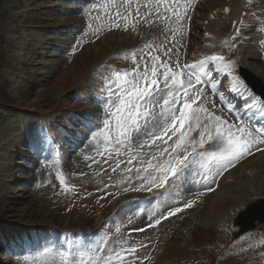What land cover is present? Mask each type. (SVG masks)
<instances>
[{
	"label": "rangeland",
	"instance_id": "374dc122",
	"mask_svg": "<svg viewBox=\"0 0 264 264\" xmlns=\"http://www.w3.org/2000/svg\"><path fill=\"white\" fill-rule=\"evenodd\" d=\"M114 1L4 0L8 12L4 28L5 59L9 65L2 70L0 84L10 105L1 107L7 110L0 109V264H57L63 253L61 241L70 248L68 264H76L78 251L98 245H103L105 250L114 249L122 256L123 250L134 249L125 258V264H141L137 260L142 257V251L146 253L147 247L154 243L152 220L189 203L195 208L180 220L176 217L168 223L159 240L158 249L165 241L174 248L167 264L175 260L177 251L183 253L182 264H204L205 255L210 252L204 247L209 239L214 243L213 250L220 252L215 264H264V225H257L253 232L236 242L231 241L228 231L237 232L233 227L234 209L264 198V145L260 150L253 147L250 154L209 178L207 183L203 176L193 177L185 170L164 194L147 201L144 185L149 182L140 178L147 174L142 169L156 175L148 167L149 162L154 165L172 158L168 155L161 159L160 147L153 149L162 137L158 133L144 136L139 142L133 139L128 142L131 147L125 144L117 153L115 145L106 142L103 135L105 121L115 122L111 116L118 103L115 93L127 89V81L136 82L134 74L143 73L146 63L150 76V56H158L171 69L183 73L180 63L188 59L200 38L199 18L217 5L218 0H205L195 9L191 8L192 0H186V5L184 0H176L182 1L185 21L190 10L196 11L187 38L176 37L170 29L166 32L165 21L169 19L152 15L148 20L151 33L145 39L132 40L126 33L128 27L122 30L117 27L115 35L106 38L108 47L98 42L71 60L69 54L76 52L80 38L90 35L95 40L120 17L119 8L110 11ZM247 4L248 19L256 25L258 39L243 44L242 63L255 77L254 83L264 88V0H247ZM91 9L96 12L89 15ZM161 25L164 27L160 29ZM133 27L141 34L145 32L141 23L140 27ZM62 47L65 52L60 50ZM130 47L135 48L131 55L113 58ZM105 60L126 72L114 75L95 67ZM228 65V68L233 66ZM236 76L237 73L233 78ZM180 79L186 80V76ZM139 83L143 85L144 81ZM159 87H164L162 76ZM201 107L224 121L256 128L226 114L216 96L206 94ZM155 111L159 114L160 109ZM65 113L70 117H63ZM72 115L76 117L72 119ZM191 123L195 129V123ZM65 126H70V131L63 129ZM28 130L34 131L35 139H25ZM199 131L191 133V140L199 141ZM40 140L45 142L44 149L40 148L43 147ZM191 145L185 142L189 153ZM204 148L216 150L209 144ZM74 149L75 159H68L69 150ZM183 155L184 149L179 156ZM48 159L53 161V167H49ZM130 159H135L132 167L128 163ZM114 168H118L117 172ZM55 169L61 171L59 176ZM223 174H228L222 185L225 195L217 201L215 178ZM110 185L113 192L110 199H106V193L95 194L96 186L108 189ZM131 189H136L135 194L140 193L137 199L134 194L130 197L133 200L123 198L113 205L117 192L124 196ZM73 201L81 208L90 207L91 214L84 211L85 216H81L74 210L70 212L69 202ZM96 211L100 214L91 224L90 215ZM103 232L110 234L104 238ZM192 236H198L196 242L200 247L191 245Z\"/></svg>",
	"mask_w": 264,
	"mask_h": 264
},
{
	"label": "snow or ice",
	"instance_id": "6c2138e0",
	"mask_svg": "<svg viewBox=\"0 0 264 264\" xmlns=\"http://www.w3.org/2000/svg\"><path fill=\"white\" fill-rule=\"evenodd\" d=\"M141 7L148 14H154L157 18L166 17L169 13H176V7L166 0H150L148 4L138 5L137 15H139ZM117 26L119 25L117 24ZM207 60L216 62L217 71L227 72L229 65L224 63L222 55H212ZM150 61V76L146 63L143 73L134 74L136 82L127 81L128 88L115 93L118 103L111 113L115 122L113 124L111 120H106L103 132L106 142L114 144L117 153L121 146L128 144L131 147L129 141L135 139L139 142L144 136L152 137L159 133L162 137L164 133L170 132L169 139L176 137V140L173 141L174 147L169 146L172 153L177 154L175 157L167 159L163 163L157 161L154 165L149 162L148 167L153 168L156 175L148 172L147 169H142L147 173L143 177H140V172H137L138 177L149 182L144 185L145 187L157 183L162 184L170 173L177 175L185 170L190 171L193 177L203 176L207 183L209 178L220 174L229 166L240 161L242 157L250 154L253 147L260 150V146L264 145V128L243 127L240 124L224 121L220 116L214 115L203 107L194 108L193 105L197 103L198 94H202L203 88H193L194 82L190 73H181L171 69L168 62L160 60L158 56H150ZM204 63L201 62L202 71ZM188 67L185 66V68ZM191 67H195V65ZM207 75L211 77L212 72L209 71ZM161 76L163 77V88L159 87ZM181 76H186V80L180 79ZM141 80L144 81L143 85L139 83ZM195 83L197 85L202 83L200 75L195 77ZM211 87L215 90L216 83L212 82ZM232 87L235 88L236 85L233 84ZM223 99L221 96V100ZM228 107L229 111L234 109L232 105H228ZM157 108L160 109L159 114L155 111ZM142 117L145 118L143 121ZM149 117L150 119H148ZM161 117L163 122H161ZM191 122L195 123V129ZM196 129L200 130L198 142L191 140V133ZM186 141L192 144L191 153L185 147ZM143 143H147V140H143ZM205 144H209V147H214L216 150H205ZM181 148L184 149L182 159L179 158ZM198 148L200 151H197ZM167 151L168 148H165L161 152V157ZM128 163H132L131 159ZM61 183H63L62 180ZM187 206L191 207V203ZM181 211L182 209L179 207L175 209L176 213ZM156 223L159 224L160 220L157 219ZM137 231H143V229H137ZM134 251V249L123 250L124 255L122 256L114 249L105 250L103 245H98L78 251L79 259L76 264H114V256L116 264H125V258ZM61 255L64 256L63 253Z\"/></svg>",
	"mask_w": 264,
	"mask_h": 264
},
{
	"label": "trees",
	"instance_id": "16d2710c",
	"mask_svg": "<svg viewBox=\"0 0 264 264\" xmlns=\"http://www.w3.org/2000/svg\"><path fill=\"white\" fill-rule=\"evenodd\" d=\"M4 0H0V71L3 67L7 65V61L5 60V43L3 39L4 34V20L7 15V11L3 8ZM1 77V74H0ZM1 80V79H0ZM5 90L3 89L2 85L0 84V109L1 107H8L9 101L5 97Z\"/></svg>",
	"mask_w": 264,
	"mask_h": 264
},
{
	"label": "bare ground",
	"instance_id": "6f19581e",
	"mask_svg": "<svg viewBox=\"0 0 264 264\" xmlns=\"http://www.w3.org/2000/svg\"><path fill=\"white\" fill-rule=\"evenodd\" d=\"M119 1H124V0H119ZM167 1V0H166ZM168 1H170V0H168ZM174 1H176V0H174ZM173 1V2H174ZM177 1H179V0H177ZM183 1V0H182ZM150 2V0H133L132 1V3L130 4L131 6H128V10H129V8H130V11L132 10V12H134L135 10H136V8H137V6L138 5H140V6H142V5H145V4H148ZM176 5V4H175ZM186 5V4H185ZM184 5V6H185ZM188 5V4H187ZM192 5V4H191ZM231 5H232V10H233V12H235V10L237 9V8H239L240 7V4H238L236 1H234V0H231ZM125 7H126V5H124ZM178 7H179V5H178ZM188 9V8H187ZM140 10L142 11V13H143V15L144 14H146L147 13V11L143 8V7H141L140 8ZM186 10V9H185ZM118 11V10H117ZM152 15H154V14H152ZM166 19H169V20H167V21H165L166 23L165 24H168L169 22H171V21H174V16H168ZM127 20V19H126ZM161 27H164L163 25H161L160 26V29H161ZM158 29V28H157ZM164 29V28H163ZM222 31H224V32H226V31H228V27H222V29H221ZM146 31L147 32H150L151 30H150V28H149V26L146 28ZM177 37V36H176ZM255 73V72H254ZM260 77V76H259ZM261 78V77H260ZM161 100H163V98L161 99ZM150 143V142H149ZM74 148V147H73ZM77 156V155H76ZM72 159L73 158V156H69V159ZM75 159V157L72 159V160H74ZM30 180H28L27 182H29ZM206 192V191H205ZM205 196V195H204ZM201 197H202V195H201ZM202 199V198H201ZM205 200V199H204Z\"/></svg>",
	"mask_w": 264,
	"mask_h": 264
},
{
	"label": "water",
	"instance_id": "95a60500",
	"mask_svg": "<svg viewBox=\"0 0 264 264\" xmlns=\"http://www.w3.org/2000/svg\"><path fill=\"white\" fill-rule=\"evenodd\" d=\"M258 208H259V205L251 206L249 210L244 214V216L247 215L248 219L245 222L246 226L241 231L251 229L254 221H259V222L264 221V216H261L262 214H260V211L262 210H257ZM237 225L242 226L240 222L237 223Z\"/></svg>",
	"mask_w": 264,
	"mask_h": 264
}]
</instances>
